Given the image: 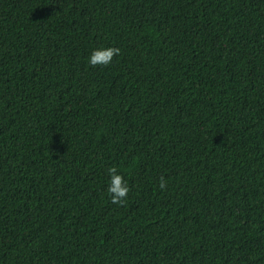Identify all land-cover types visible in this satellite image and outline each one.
Masks as SVG:
<instances>
[{
  "label": "trees",
  "instance_id": "16d2710c",
  "mask_svg": "<svg viewBox=\"0 0 264 264\" xmlns=\"http://www.w3.org/2000/svg\"><path fill=\"white\" fill-rule=\"evenodd\" d=\"M0 264H264V0H0Z\"/></svg>",
  "mask_w": 264,
  "mask_h": 264
},
{
  "label": "clouds",
  "instance_id": "9594fccd",
  "mask_svg": "<svg viewBox=\"0 0 264 264\" xmlns=\"http://www.w3.org/2000/svg\"><path fill=\"white\" fill-rule=\"evenodd\" d=\"M120 49L116 47H99L92 50L87 58V62L91 66H108L112 63L113 58L118 56ZM109 177L107 192L110 194L113 204H123L130 187L125 175L121 174L116 167L107 170ZM166 182L162 177L160 180V188L163 190Z\"/></svg>",
  "mask_w": 264,
  "mask_h": 264
}]
</instances>
